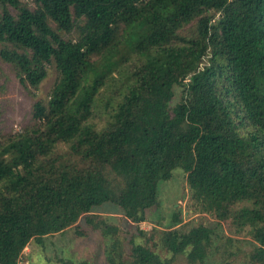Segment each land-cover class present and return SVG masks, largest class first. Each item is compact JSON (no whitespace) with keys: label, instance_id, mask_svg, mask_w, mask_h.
Listing matches in <instances>:
<instances>
[{"label":"trees","instance_id":"trees-1","mask_svg":"<svg viewBox=\"0 0 264 264\" xmlns=\"http://www.w3.org/2000/svg\"><path fill=\"white\" fill-rule=\"evenodd\" d=\"M31 1L33 9L0 0V59L32 96L46 64L58 77L47 100L32 104V124L0 136V264H17L30 239L72 225L86 235L80 216L104 239L106 264H174L177 255L202 264L219 221L250 240L239 257L237 240L224 237L222 264H264V0ZM129 55L133 68L96 128L95 99ZM174 85L179 99L169 107ZM174 168L185 173L191 211L210 215L212 227L182 230L173 212L171 227L136 242L92 212L110 202L144 221Z\"/></svg>","mask_w":264,"mask_h":264},{"label":"rangeland","instance_id":"rangeland-1","mask_svg":"<svg viewBox=\"0 0 264 264\" xmlns=\"http://www.w3.org/2000/svg\"><path fill=\"white\" fill-rule=\"evenodd\" d=\"M21 4L33 9L35 4L31 0H19ZM7 10L15 14V9L6 6ZM53 28L54 24L49 22ZM195 20L185 25L178 31L180 35H189L192 33ZM64 37L74 38L75 33L64 34ZM2 44L0 43V47ZM118 51L123 48L120 42L117 44ZM118 51L116 53H118ZM126 54H124L125 56ZM117 57V56H114ZM94 59L96 58L93 57ZM121 58V57H120ZM205 62V59L202 60ZM135 58L126 56L122 59L117 70L111 73L112 79L105 89L99 91L95 99L92 112L91 123L99 128L105 122L107 111L102 109V105L108 98L119 97V85L128 77L129 71L133 68ZM58 77V73L53 65H45V76L34 90V95H30L19 83L12 66L0 59V136H7L20 132L32 124L31 106L36 100L45 102L47 100L51 86ZM173 97L169 101V107L173 106L179 99L181 85L172 87ZM59 152L65 150L64 145L58 147ZM158 204L145 210V220L139 223H132L126 220L118 206L103 202L100 205L93 206L92 212L102 215L107 222L118 226L121 236L134 235V241L143 242L152 233V229L161 230L171 227L173 212H179L181 215L178 226L186 230L198 223L212 227L215 220L205 213H194L191 211L189 189L185 183V173L179 168L171 171V176L167 180H159L156 184ZM81 229H86V235L77 236L74 226H69L63 231L42 237V242L37 243L30 239L22 249L17 264H56V259L65 258L72 264H106L103 255L104 239L100 237L97 231L89 230L83 222V216H80L75 222ZM171 225V226H170ZM137 230H142L144 235H138ZM218 238L213 237V247L202 264H222L230 259L228 250L230 245L225 242L224 237L230 236L237 241L234 242L232 249L240 251L249 248V238L246 235H233L228 232V224L219 221L215 227ZM156 234H152L154 237ZM214 236V235H213ZM150 241L147 242L150 245ZM123 245L126 246V240L123 239ZM163 257H169L170 254L164 249L155 248ZM174 264H187L181 255L173 258Z\"/></svg>","mask_w":264,"mask_h":264}]
</instances>
